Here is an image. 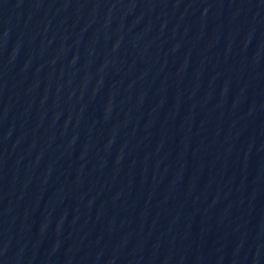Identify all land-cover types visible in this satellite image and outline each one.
I'll list each match as a JSON object with an SVG mask.
<instances>
[{
    "label": "water",
    "instance_id": "1",
    "mask_svg": "<svg viewBox=\"0 0 264 264\" xmlns=\"http://www.w3.org/2000/svg\"><path fill=\"white\" fill-rule=\"evenodd\" d=\"M0 264H264V0H0Z\"/></svg>",
    "mask_w": 264,
    "mask_h": 264
}]
</instances>
